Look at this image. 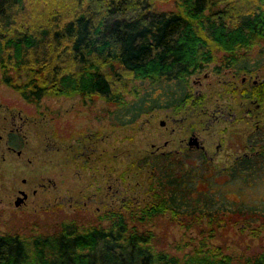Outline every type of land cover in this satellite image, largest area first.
Returning <instances> with one entry per match:
<instances>
[{
    "label": "trees",
    "instance_id": "obj_1",
    "mask_svg": "<svg viewBox=\"0 0 264 264\" xmlns=\"http://www.w3.org/2000/svg\"><path fill=\"white\" fill-rule=\"evenodd\" d=\"M257 45L264 47V0H174L167 8L152 0H0L1 79L38 103L48 95L102 98L117 124L202 104L192 73L211 60L239 64L240 55L253 66ZM133 163L134 190L146 167L141 197L94 220L73 214L46 230H0V264H264V243L229 250L209 240L229 210L248 226L260 219L253 229L261 230L264 143L222 166L203 149L150 151ZM228 190L242 193V203L234 206ZM166 213L202 235L188 248L163 244L152 225Z\"/></svg>",
    "mask_w": 264,
    "mask_h": 264
},
{
    "label": "rangeland",
    "instance_id": "obj_2",
    "mask_svg": "<svg viewBox=\"0 0 264 264\" xmlns=\"http://www.w3.org/2000/svg\"><path fill=\"white\" fill-rule=\"evenodd\" d=\"M152 2L157 8L174 6V0H152ZM263 49L264 47L257 45L250 51V55L254 58L263 57ZM213 61L203 69L214 67L215 62L218 63V61ZM256 71L262 75L264 67L254 68L253 76ZM229 72H224L225 76H228ZM223 74L222 76H224ZM219 76L213 69L208 76L203 78L202 84L194 85V88H202L206 90L207 94H210L206 99L209 109L213 106L217 90L225 87V81ZM225 94L222 99H231L228 92ZM104 105H106V101L102 98L95 102H86L78 94L48 95L39 103L28 100L1 79L0 70V115L21 109L24 118L22 130L26 134L21 156L12 152L7 154L6 159H0V195L2 191L7 192L8 201L6 206H2L0 201V230H46L56 220L73 214L80 215L84 221H88V218L94 220L96 214L103 207H97V204L100 203L97 198L88 199L87 192L93 189L92 183L105 182L104 179L108 173L105 171V165L108 166L109 171L113 168V175L118 174L122 187L126 188L127 192L141 197L140 188L145 177L146 167L140 169L141 173L138 176L141 184L135 188L137 190H134L132 184H134L135 178L132 175L137 169L133 166L134 160L152 149H158L159 145L160 148L178 146L181 144L182 136H185L186 139L188 137L189 130L184 126L190 118L178 123L170 117L167 125L161 123V119L166 117V114H171L169 108L146 111L132 123L117 124L112 122L108 114L105 116L107 111L104 110ZM191 116L197 119V116L206 118L210 114L209 111H202L190 114L189 117ZM255 119L256 117L246 120L244 118L237 122L240 125L242 137L255 127ZM261 119L264 120V115H261ZM227 123L223 119L216 120L207 128L201 129V133L206 136L205 142L213 154V162L217 166L230 163L236 152L244 149L236 142L237 137L230 125L225 131L224 146L216 147L217 140L221 136L219 128ZM173 124L176 125L175 130L171 131ZM202 124L203 122L196 123L197 126ZM89 130L96 131L95 134L100 136L92 141L89 154L86 153L92 158L98 157L96 161L98 167L96 168H90L86 163L83 164L82 156L75 153V149L78 148L77 142L72 143L74 134H85ZM167 138L168 142L165 144ZM233 139L235 145L232 144ZM124 170H127V177L120 174ZM4 180L7 186L5 189H3ZM15 183L29 192L28 200L23 203L22 207H16L14 201L10 202L9 200L16 193ZM258 185L260 188L257 190V194L262 196L264 185L260 183ZM35 186L37 190L34 192L32 189ZM226 193L234 206L242 203V200L238 199V197H242V193L238 195L234 190H228ZM70 195L87 198V205L84 207L73 206L69 202ZM229 212L230 214H226L228 215L227 220L220 224L216 228L215 234L210 237V242L221 243L229 250H242L246 249L248 244L254 246L264 243V221L261 230L255 233L253 227L261 224L260 219L252 220L251 225L248 226L237 212L234 210H229ZM152 227L157 230L159 241L171 245L173 248L175 243H181L185 248H188L192 245L191 242L198 240L202 235L200 226L190 228L180 226L170 219L167 213L159 216Z\"/></svg>",
    "mask_w": 264,
    "mask_h": 264
},
{
    "label": "flooded vegetation",
    "instance_id": "obj_3",
    "mask_svg": "<svg viewBox=\"0 0 264 264\" xmlns=\"http://www.w3.org/2000/svg\"><path fill=\"white\" fill-rule=\"evenodd\" d=\"M258 57L260 58V61L250 67H247L243 56L240 55L238 61L239 64H235L236 62H231L232 60L225 61V64L217 63L214 60V67L203 69L205 67L204 66L203 68L193 72L191 75L192 89L194 90L195 94H203L202 104H192L188 107L189 109L186 112L181 109L174 111L172 106L161 107L169 108L171 112V114L168 113L166 114V117L161 119V123L163 125H167L168 119L170 117L171 119L176 120L178 123L190 118V120H188V122H186L187 124L184 126L189 130L187 139L185 136H182L181 144L178 146L171 148H160L159 145L158 149H152L151 151L166 152L174 150L176 152H181L184 149H203L213 160V154L210 152V149L205 142L206 136L201 133V129L207 128L216 120L221 121V119L227 121L228 123L227 125L220 126L219 130L221 136L217 140L216 147L221 148L224 146L223 141L226 137L225 131L229 125L231 128L233 127V132L235 133V137H237L236 142H238L240 147H244L242 151L236 152L231 161H233L234 158L240 154H248L250 152L258 151L264 143V120L261 119V115H264V74L260 75L258 71H256L253 76L252 70L256 67L258 69L264 67V54L263 57ZM213 69L220 75L219 78L221 77L223 81H225V87L217 90V96L215 97L213 106L211 109H209L205 99H207L210 94L205 93L206 90H203L202 88H194V85L197 84L198 86L202 84L204 82L203 78L208 76ZM228 71H230L229 75L225 76L224 72ZM222 74L224 76H222ZM248 89H254L255 91L253 93H249ZM225 92L229 93L228 96H230L231 99H222V96L226 95ZM211 94L213 95V91ZM202 111H209L210 116H207L206 118H199L197 116V119L199 118L198 120L193 116L189 117L190 114H197L198 112ZM254 117H256L255 127L246 132L242 137V134L240 133L241 130L239 129L240 125H238L237 122L244 118L246 120L247 118L251 119ZM23 120V112L21 109L12 110L9 112V114L4 113L2 116L0 115V159H6L7 154L12 152H14V154L16 153L18 156L22 155L23 140L24 136L26 135L22 130ZM198 122H203V124L201 126H197L196 123ZM175 126V124L171 125V131L175 130ZM95 133L96 131L89 130L85 134H74L72 139V143H74V141L77 142L76 144L78 148L75 149V153H79V156H82L83 158V164H88L90 168L98 167L96 164L98 157L95 156L92 158L91 156L87 155L89 154V149L92 146V141L100 137ZM194 138L195 140L191 141V139ZM167 142L168 138L165 140V144ZM232 144H236L234 139ZM69 145H71V142H69ZM253 146H256L254 151L252 149ZM105 171H108L104 179L105 182L102 181L100 183H92L94 187L91 191L87 192L88 199H92L94 197L97 198V200L100 202L97 204V207H103L102 210L119 206L124 207V203L127 201L126 198L129 196L133 197L134 195L125 191V188L122 187L121 179L119 180L118 174L113 175V168L109 171L108 166L105 165ZM4 172L6 171L4 170ZM23 180H26V178H23ZM3 184V189H5L7 187L5 180L3 181ZM14 188H16V193L14 190L15 195L9 200L10 202L14 201L16 207H22L23 203H26L28 200L29 192L27 189L21 185H17L16 183L14 184ZM36 190L37 187H33L32 191L35 192ZM6 194L7 192L5 191L1 192L0 201L2 206H6L8 203ZM88 199L80 198V196L74 197V195H70L69 202L75 207H84L87 205Z\"/></svg>",
    "mask_w": 264,
    "mask_h": 264
},
{
    "label": "water",
    "instance_id": "obj_4",
    "mask_svg": "<svg viewBox=\"0 0 264 264\" xmlns=\"http://www.w3.org/2000/svg\"><path fill=\"white\" fill-rule=\"evenodd\" d=\"M195 140V138L194 139H191V141H194Z\"/></svg>",
    "mask_w": 264,
    "mask_h": 264
}]
</instances>
